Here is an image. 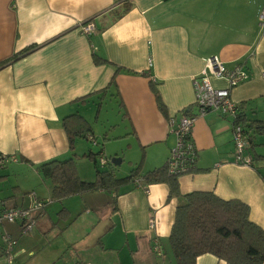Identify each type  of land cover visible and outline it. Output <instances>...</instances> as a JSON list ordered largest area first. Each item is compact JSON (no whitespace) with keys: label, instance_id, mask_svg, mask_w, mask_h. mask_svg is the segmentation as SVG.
Returning a JSON list of instances; mask_svg holds the SVG:
<instances>
[{"label":"crops","instance_id":"1","mask_svg":"<svg viewBox=\"0 0 264 264\" xmlns=\"http://www.w3.org/2000/svg\"><path fill=\"white\" fill-rule=\"evenodd\" d=\"M254 7L234 0H0V152L18 159L0 171V199L26 206L34 193L48 202L27 234L19 224L0 225V264L4 232L17 242L13 264H173L166 251L175 210L193 192L246 204L264 232V136L252 139L254 166L235 164V123L215 111L194 123L195 168L176 178L177 195L166 183L148 184L147 192L128 183L114 193L51 201L52 185L38 173L41 164L73 154L80 179L94 180L80 140L96 146L98 136L139 151L142 173L164 166L175 146L170 120L197 115L192 77L213 57L226 68L241 65L246 80L230 98L247 120L264 121V31ZM87 23L95 28L90 36L80 29ZM108 98L116 113L101 120ZM73 114L90 124L93 141L76 139L70 150L62 120ZM118 129L122 135H112ZM62 209L72 224L87 225L71 233L57 217ZM195 264L227 263L204 254Z\"/></svg>","mask_w":264,"mask_h":264},{"label":"trees","instance_id":"2","mask_svg":"<svg viewBox=\"0 0 264 264\" xmlns=\"http://www.w3.org/2000/svg\"><path fill=\"white\" fill-rule=\"evenodd\" d=\"M127 9L128 7L124 11ZM30 51L31 49L24 50L17 59ZM156 99L161 108L158 95ZM236 108L237 117L233 121L242 127L247 143L244 154L251 157V166H254V159L259 156L252 153V139L264 136V121L247 120L240 112L239 105ZM62 128L69 140L70 150H73L76 139H92L89 135L90 124L78 114L65 117ZM72 156L62 161H49L38 167L39 175L52 185L51 201L98 191L114 193L128 183L141 189L148 184L166 183L170 186V194H178V176L168 175L166 164L142 173L141 160L128 176L117 178L115 166L109 160L105 158V166H100L97 162L98 156L88 152L82 158L94 165L95 177L92 181H83L77 173L75 158ZM182 199V203L176 207L168 236L173 264H195L197 257L204 254L215 256L227 264H264V232L249 220V208L246 204L238 200H222L212 192H193L184 195ZM57 217L60 220L68 219V212L62 209Z\"/></svg>","mask_w":264,"mask_h":264},{"label":"built area","instance_id":"3","mask_svg":"<svg viewBox=\"0 0 264 264\" xmlns=\"http://www.w3.org/2000/svg\"><path fill=\"white\" fill-rule=\"evenodd\" d=\"M258 21L260 30L264 31V6L260 10ZM80 29L83 34L88 36L95 33V28L91 23L81 26ZM210 77L224 81L226 88H214L211 85ZM262 77H264V74H262ZM245 80L246 74L240 64H235L232 68H226L216 57L207 59L203 70L192 77L194 104L198 113L193 116L184 114L177 121L170 120L171 132L175 136V146L170 150L166 163L168 175L177 177L189 173L195 168L196 150L192 130L198 117L210 111L231 118L237 117V108L235 103L232 102L230 94L235 87ZM89 140L93 141L90 138ZM233 142L235 145V151L232 155L233 162L237 165L251 166V157L244 154L247 144L245 135L242 127L236 123L233 125ZM17 160L15 155L0 152V171L8 165L18 162ZM97 162L100 166H105L106 159L100 154L97 157ZM143 190L147 192L145 187H143ZM26 197L28 198V204L19 207L11 206L8 201L0 199V225L18 223L23 234L29 233L36 227L46 202L37 199L34 193H28ZM149 227L153 228L152 219L149 221ZM1 240L3 264H13V250L17 242L7 233L1 235ZM152 250L156 256H162L158 241L153 242Z\"/></svg>","mask_w":264,"mask_h":264},{"label":"rangeland","instance_id":"4","mask_svg":"<svg viewBox=\"0 0 264 264\" xmlns=\"http://www.w3.org/2000/svg\"><path fill=\"white\" fill-rule=\"evenodd\" d=\"M234 1H236V3L239 6H243V5L246 6L247 3L251 7H253V5H254L255 7L258 6L260 9L262 8V6H264V0H234ZM115 109H116V104H115L114 100L108 98L105 101V103L102 105V111H101V118L100 119L104 120L106 118L107 119L109 118L112 120L114 114L116 113ZM106 112H108V115H106ZM79 113L81 114V112H79ZM88 116L91 117L92 114L89 112ZM96 129H97V131H99L98 128H96ZM112 135H114V136L115 135H122V129H118ZM110 137H111V135H110ZM106 140L102 139L100 136L96 137V142H97L96 146L92 145L91 143L86 142L85 140H80V142L83 143V145L85 147V151H86L85 153H87L89 150L92 153L101 152L102 155L107 160H109V162L112 158H117V159L122 160L121 158L123 157L124 158L123 162H121L118 166H115V175L117 178H123V177L128 176L129 173L133 169L138 167V162L141 161V155L139 154V151H137V150L132 151L130 149L126 150L127 142H125L123 139L113 140V138H108ZM234 151H235V145H234ZM128 161H131V165L128 164ZM82 164H84L86 167H88L89 170H91L94 167V165L90 161H88L87 159H84V162ZM143 171L144 170H142V172ZM41 201L46 202V200H41ZM46 204H48V203H46ZM75 221L76 220H74L73 218L68 217L67 222L64 225L67 229H70L71 233L75 230L77 231L78 227L83 228L87 225V224H84L82 221H78V223L72 224ZM14 253H15V251H14ZM166 254H168V257L172 258L169 247H167ZM63 263H65V262H63Z\"/></svg>","mask_w":264,"mask_h":264},{"label":"water","instance_id":"5","mask_svg":"<svg viewBox=\"0 0 264 264\" xmlns=\"http://www.w3.org/2000/svg\"><path fill=\"white\" fill-rule=\"evenodd\" d=\"M110 163L113 165V166H118L120 163H121V160L117 159V158H112L110 160Z\"/></svg>","mask_w":264,"mask_h":264}]
</instances>
